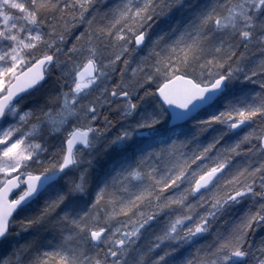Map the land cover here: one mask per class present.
<instances>
[{
    "label": "snow or ice",
    "instance_id": "obj_1",
    "mask_svg": "<svg viewBox=\"0 0 264 264\" xmlns=\"http://www.w3.org/2000/svg\"><path fill=\"white\" fill-rule=\"evenodd\" d=\"M0 264H264V0H0Z\"/></svg>",
    "mask_w": 264,
    "mask_h": 264
}]
</instances>
